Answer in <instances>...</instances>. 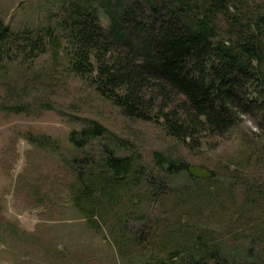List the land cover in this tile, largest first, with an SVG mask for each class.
<instances>
[{
	"label": "trees",
	"instance_id": "obj_1",
	"mask_svg": "<svg viewBox=\"0 0 264 264\" xmlns=\"http://www.w3.org/2000/svg\"><path fill=\"white\" fill-rule=\"evenodd\" d=\"M49 1L54 7L21 29L0 16V75L15 63L29 70L30 61L50 52L65 77L124 117L160 125L189 151L215 149L214 139L231 134L244 116L256 127L245 137L244 167L233 160L225 167L229 180L163 151L145 163L129 139L84 118L68 134L63 161L74 176L71 201L88 226L106 231L127 264H264V175L253 182L243 175L254 158L264 159L260 6L250 0ZM54 78L36 75L29 86L48 87ZM180 179L184 184L171 187ZM166 216L172 224L160 223ZM132 218L140 224L130 228Z\"/></svg>",
	"mask_w": 264,
	"mask_h": 264
},
{
	"label": "rangeland",
	"instance_id": "obj_2",
	"mask_svg": "<svg viewBox=\"0 0 264 264\" xmlns=\"http://www.w3.org/2000/svg\"><path fill=\"white\" fill-rule=\"evenodd\" d=\"M250 1L264 12V0ZM47 7H54L49 0H0V16L21 29L36 24ZM222 26L228 25L223 22ZM53 61L47 52L30 61L29 70L24 69L27 65L15 63L0 75V264H127L106 238V231L88 226L70 198L74 176L63 157L69 132L80 129L84 118L96 119L129 139L145 163L152 164L154 152L163 151L181 155L201 171L212 169L217 177L229 180L225 167L232 160L244 167L239 159L246 155L245 137L248 131H256L248 116L231 134L214 139L215 149L189 151L160 125L124 117L79 80L65 77L64 65ZM51 73L56 82L48 87L29 86L33 76L51 77ZM243 175L252 182L254 176H263L264 159L254 158ZM184 181L171 183V187ZM163 183L158 181L156 189L164 187ZM160 223L172 224L173 217L166 216ZM139 224L132 218L129 227ZM208 224L209 229L214 227Z\"/></svg>",
	"mask_w": 264,
	"mask_h": 264
}]
</instances>
